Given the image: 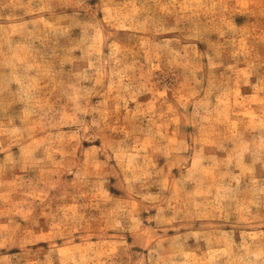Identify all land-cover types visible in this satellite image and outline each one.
<instances>
[{"label": "rangeland", "instance_id": "374dc122", "mask_svg": "<svg viewBox=\"0 0 264 264\" xmlns=\"http://www.w3.org/2000/svg\"><path fill=\"white\" fill-rule=\"evenodd\" d=\"M0 264H264V0H0Z\"/></svg>", "mask_w": 264, "mask_h": 264}]
</instances>
